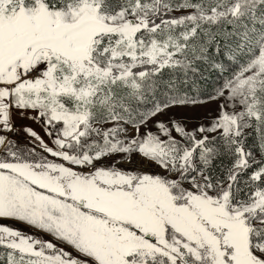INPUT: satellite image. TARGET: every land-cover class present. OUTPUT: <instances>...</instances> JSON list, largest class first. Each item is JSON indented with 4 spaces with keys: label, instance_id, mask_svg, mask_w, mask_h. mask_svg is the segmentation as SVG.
I'll list each match as a JSON object with an SVG mask.
<instances>
[{
    "label": "snow or ice",
    "instance_id": "obj_1",
    "mask_svg": "<svg viewBox=\"0 0 264 264\" xmlns=\"http://www.w3.org/2000/svg\"><path fill=\"white\" fill-rule=\"evenodd\" d=\"M0 264H264V0H0Z\"/></svg>",
    "mask_w": 264,
    "mask_h": 264
},
{
    "label": "rangeland",
    "instance_id": "obj_2",
    "mask_svg": "<svg viewBox=\"0 0 264 264\" xmlns=\"http://www.w3.org/2000/svg\"><path fill=\"white\" fill-rule=\"evenodd\" d=\"M214 109H215L214 104H206L204 106L197 107V108H187V109H182V110H176V115L187 120L188 126L192 127L195 124L199 123L200 121L206 120L210 111L214 112ZM16 122L18 125L31 124V121L22 120L19 117L16 118ZM32 126L36 128L38 131L40 130L37 125L33 124ZM17 139L23 141L24 137L21 135V136H18ZM17 226L20 228H24V225L22 224L17 225ZM28 230L31 231V229H28Z\"/></svg>",
    "mask_w": 264,
    "mask_h": 264
},
{
    "label": "trees",
    "instance_id": "obj_3",
    "mask_svg": "<svg viewBox=\"0 0 264 264\" xmlns=\"http://www.w3.org/2000/svg\"><path fill=\"white\" fill-rule=\"evenodd\" d=\"M206 76H207L206 81L202 82L199 88V90L204 93L211 91L212 86L219 79L218 75L210 69L207 70Z\"/></svg>",
    "mask_w": 264,
    "mask_h": 264
}]
</instances>
